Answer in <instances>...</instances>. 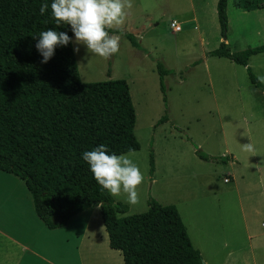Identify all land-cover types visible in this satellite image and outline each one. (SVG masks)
Listing matches in <instances>:
<instances>
[{"label":"trees","instance_id":"16d2710c","mask_svg":"<svg viewBox=\"0 0 264 264\" xmlns=\"http://www.w3.org/2000/svg\"><path fill=\"white\" fill-rule=\"evenodd\" d=\"M44 2L49 7L41 15ZM232 2L248 11L264 8V0ZM51 3L0 0V170L25 181L35 211L48 228L64 226L75 214L99 205L109 245L120 250L124 264H206L192 245L174 204L163 205L150 196L145 211L119 216L128 205L115 200L96 182L82 158L83 152L102 144L109 154L117 155L140 148L134 132L136 112L130 88L124 78L83 82L72 43L57 46L54 56L42 63L36 48L42 31L51 28L74 35L70 25L56 24ZM226 9L227 0H217V19L224 40L206 54L245 66L250 81L262 88L248 60L264 52V44L232 51L225 42ZM108 31L123 34L132 46L141 48L132 32L122 28ZM156 67L166 109L164 77L171 70L162 61H157ZM110 72L109 61L108 76ZM168 119L165 110L154 128ZM195 154L205 161L233 160L230 155L213 156L197 148ZM149 164L152 175V152Z\"/></svg>","mask_w":264,"mask_h":264},{"label":"rangeland","instance_id":"374dc122","mask_svg":"<svg viewBox=\"0 0 264 264\" xmlns=\"http://www.w3.org/2000/svg\"><path fill=\"white\" fill-rule=\"evenodd\" d=\"M207 2L205 8L197 10L190 6L189 0H133L124 30L136 35L141 48L132 46L118 34L121 37L119 52L104 59L89 53L86 46L72 43L73 49H80L79 53L74 51L77 66L81 80L85 79L83 82L124 78L129 85L136 112L134 132L140 143V148L130 158L145 179L137 188L140 203L130 205L126 213L145 211L151 196L162 204H173L178 198L184 204L185 214L193 198L203 199L201 205L210 208L209 198L216 194L217 218L224 220L228 228L225 233L240 225L236 219L243 213L252 223L257 222L255 230L262 231L264 196L260 189L256 185L248 187L244 179L239 184L240 192H236L232 182L224 180L231 171L225 165L229 162L205 161L195 154L197 148L220 156L225 146L238 149L252 142L253 153L264 164V113L259 109H264V84L262 88L254 85L245 66L206 54L224 40L217 13L214 15L208 6L211 0ZM226 12V43L232 51L264 44V8L248 11L228 0ZM173 19L179 22L181 30L172 29ZM109 61L112 70L108 76ZM157 61L171 70L164 77L166 109L159 87ZM248 65L256 77L264 75V52L251 55ZM165 110L168 121L154 128ZM151 152L155 167L152 175L149 171ZM235 173L233 178H239ZM152 177L157 178L153 185ZM114 199L126 202L127 196L121 193ZM196 206L200 207L198 203Z\"/></svg>","mask_w":264,"mask_h":264},{"label":"crops","instance_id":"0c3cea01","mask_svg":"<svg viewBox=\"0 0 264 264\" xmlns=\"http://www.w3.org/2000/svg\"><path fill=\"white\" fill-rule=\"evenodd\" d=\"M189 3L197 10L208 4L207 0H189ZM216 4L217 0H211L208 5L214 15L217 13ZM173 21L179 23L175 19ZM118 28L124 30L126 24ZM73 37L75 36L72 39ZM75 57L77 62V55ZM82 80L85 81L84 78ZM259 109L264 113V109ZM249 125L251 124L246 126ZM225 154L233 157V160L225 164L231 170L225 177L232 182L233 189L240 192L239 184L245 179L248 187L256 185L264 196V164L257 155L244 151L243 148L230 146H225L223 155ZM234 173L240 177L233 178ZM156 181L157 178L152 177L151 184ZM215 196L217 195L212 194L213 198H209L210 208L201 205L203 199L193 198L185 214L182 210L184 204L178 198L173 203L180 212L192 245L200 251L204 262L264 264V230H255L254 224L257 222L253 220L252 223V219L243 213L236 219L240 225L225 233L224 230L228 228L224 225V220L217 218L219 203ZM124 203L127 204V201ZM127 205L129 208L130 205ZM261 226L264 227V221ZM0 264H124V261L120 250L109 245L99 205H92L75 214L64 226L48 228L35 211L32 195L25 181L10 172L0 170Z\"/></svg>","mask_w":264,"mask_h":264},{"label":"clouds","instance_id":"9594fccd","mask_svg":"<svg viewBox=\"0 0 264 264\" xmlns=\"http://www.w3.org/2000/svg\"><path fill=\"white\" fill-rule=\"evenodd\" d=\"M48 3L40 6V14L48 10ZM133 8V0H52L51 15L56 24L70 25L74 33L73 41L66 32L49 28L39 34L36 48L42 55V63H47L55 54L57 46L83 44L89 53L104 59H109L119 52L121 37L110 34L108 29L124 25L128 10ZM35 38V36H34ZM74 51L79 53V47ZM257 81L264 84V75H257ZM244 151L254 152L252 142L242 145ZM134 153L129 149L128 154H109L106 145H100L91 151L82 153V158L90 166V170L102 190L118 197L126 194L129 205H138L140 195L137 191L145 177L139 166L130 156ZM264 182V178H262Z\"/></svg>","mask_w":264,"mask_h":264},{"label":"built area","instance_id":"2783aa9c","mask_svg":"<svg viewBox=\"0 0 264 264\" xmlns=\"http://www.w3.org/2000/svg\"><path fill=\"white\" fill-rule=\"evenodd\" d=\"M170 25L175 31L180 30V25H178L175 21H171ZM224 180L228 181V178L225 177Z\"/></svg>","mask_w":264,"mask_h":264},{"label":"water","instance_id":"95a60500","mask_svg":"<svg viewBox=\"0 0 264 264\" xmlns=\"http://www.w3.org/2000/svg\"><path fill=\"white\" fill-rule=\"evenodd\" d=\"M110 34H112V33H110Z\"/></svg>","mask_w":264,"mask_h":264}]
</instances>
